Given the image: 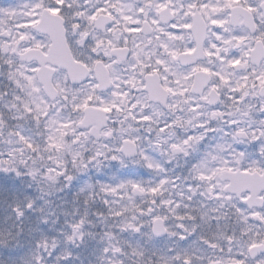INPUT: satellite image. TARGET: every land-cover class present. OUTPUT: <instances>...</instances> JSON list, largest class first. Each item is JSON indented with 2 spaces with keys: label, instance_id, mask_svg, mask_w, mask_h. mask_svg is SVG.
I'll list each match as a JSON object with an SVG mask.
<instances>
[{
  "label": "snow or ice",
  "instance_id": "snow-or-ice-1",
  "mask_svg": "<svg viewBox=\"0 0 264 264\" xmlns=\"http://www.w3.org/2000/svg\"><path fill=\"white\" fill-rule=\"evenodd\" d=\"M0 264H264V0H0Z\"/></svg>",
  "mask_w": 264,
  "mask_h": 264
}]
</instances>
